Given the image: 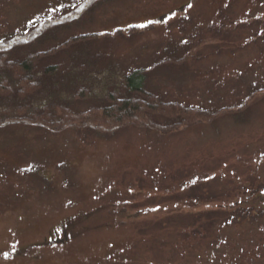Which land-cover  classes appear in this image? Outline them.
<instances>
[{"label": "rangeland", "instance_id": "1", "mask_svg": "<svg viewBox=\"0 0 264 264\" xmlns=\"http://www.w3.org/2000/svg\"><path fill=\"white\" fill-rule=\"evenodd\" d=\"M41 17L165 102L260 99L169 133L0 129V264H264V0H0V37Z\"/></svg>", "mask_w": 264, "mask_h": 264}, {"label": "trees", "instance_id": "2", "mask_svg": "<svg viewBox=\"0 0 264 264\" xmlns=\"http://www.w3.org/2000/svg\"><path fill=\"white\" fill-rule=\"evenodd\" d=\"M41 23L0 37V129L18 124L58 133L83 121L99 138L129 125L165 132L242 117L260 99L254 91L241 107L217 112L165 102L149 90L145 69H104V54L93 49L98 36L61 40L70 23Z\"/></svg>", "mask_w": 264, "mask_h": 264}, {"label": "snow or ice", "instance_id": "3", "mask_svg": "<svg viewBox=\"0 0 264 264\" xmlns=\"http://www.w3.org/2000/svg\"><path fill=\"white\" fill-rule=\"evenodd\" d=\"M72 6H75V5H72ZM61 7H64V5L62 4ZM188 7L191 8L192 4H188ZM59 10H60L59 8L52 9V11H54V12L55 11H59ZM49 18L51 19L52 17H49ZM149 23H156V21H149ZM135 27H137V28H145V27H147V24H138ZM101 35H103V34H101ZM0 43H2V41H0Z\"/></svg>", "mask_w": 264, "mask_h": 264}]
</instances>
